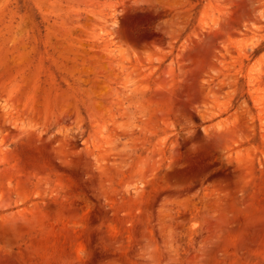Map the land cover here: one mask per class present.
<instances>
[{"label": "rangeland", "instance_id": "rangeland-1", "mask_svg": "<svg viewBox=\"0 0 264 264\" xmlns=\"http://www.w3.org/2000/svg\"><path fill=\"white\" fill-rule=\"evenodd\" d=\"M264 264V0H0V264Z\"/></svg>", "mask_w": 264, "mask_h": 264}, {"label": "clouds", "instance_id": "clouds-1", "mask_svg": "<svg viewBox=\"0 0 264 264\" xmlns=\"http://www.w3.org/2000/svg\"><path fill=\"white\" fill-rule=\"evenodd\" d=\"M154 246L149 241H144L138 249V255L142 257L143 264H153Z\"/></svg>", "mask_w": 264, "mask_h": 264}]
</instances>
